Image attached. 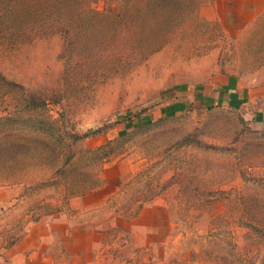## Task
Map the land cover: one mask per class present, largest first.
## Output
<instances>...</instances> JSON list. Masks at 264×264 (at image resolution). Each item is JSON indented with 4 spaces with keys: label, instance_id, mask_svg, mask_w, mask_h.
Wrapping results in <instances>:
<instances>
[{
    "label": "rangeland",
    "instance_id": "obj_1",
    "mask_svg": "<svg viewBox=\"0 0 264 264\" xmlns=\"http://www.w3.org/2000/svg\"><path fill=\"white\" fill-rule=\"evenodd\" d=\"M262 114L264 0H0V264H264Z\"/></svg>",
    "mask_w": 264,
    "mask_h": 264
},
{
    "label": "trees",
    "instance_id": "obj_2",
    "mask_svg": "<svg viewBox=\"0 0 264 264\" xmlns=\"http://www.w3.org/2000/svg\"><path fill=\"white\" fill-rule=\"evenodd\" d=\"M37 107H40V106H37ZM44 116L47 120V123L51 126L52 129H54V130L58 129L57 125L55 124V119H53L51 117V115L45 114ZM7 117L9 118V116H7ZM40 131L42 133H49L51 131V129L45 130L43 128H40ZM59 132H61V131H59ZM83 138H85V136L83 137V136H80L78 134H73V135H71L69 140H65V141L57 140L56 142H52L49 140L47 142V144L43 145V147L45 148V150L48 148L51 152H56L57 158H58L62 154V151H65V150H69L74 154V152L77 151L75 147H77L79 140H81ZM108 149H109L108 145H103L101 147L93 148V149L88 148V149L84 150L85 151L84 154L86 155V156L85 155L84 156H85V158H90V159L97 157L98 160H101V162L100 161L99 162L102 165L105 161L103 159H106L107 157H109L111 155V152ZM57 158H54V159L56 160ZM60 170L61 169L58 167L56 171H60ZM95 177L96 176L93 175L90 179H94ZM19 182H22V181L19 180ZM88 182L90 184L93 181L90 180ZM93 187H94V182L90 186H88L86 189L93 188ZM84 191H86V190H84ZM246 227L248 229H251L252 234H254L255 236L261 235L262 240L264 241V219H259L257 221L250 220V222H248L246 224Z\"/></svg>",
    "mask_w": 264,
    "mask_h": 264
},
{
    "label": "crops",
    "instance_id": "obj_3",
    "mask_svg": "<svg viewBox=\"0 0 264 264\" xmlns=\"http://www.w3.org/2000/svg\"><path fill=\"white\" fill-rule=\"evenodd\" d=\"M256 121V125L264 128V114L257 116L255 118ZM15 193V190H14ZM13 196H15V194H12ZM10 198V191L5 189V188H0V205L3 202H8V199Z\"/></svg>",
    "mask_w": 264,
    "mask_h": 264
}]
</instances>
